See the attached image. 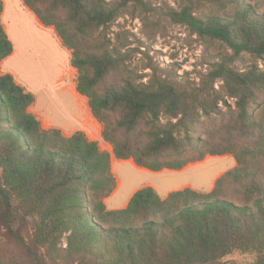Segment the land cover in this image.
<instances>
[{"label":"trees","instance_id":"trees-1","mask_svg":"<svg viewBox=\"0 0 264 264\" xmlns=\"http://www.w3.org/2000/svg\"><path fill=\"white\" fill-rule=\"evenodd\" d=\"M22 1L71 52L77 92L88 100L117 160L154 173L181 172L208 156H232L237 167L208 194L187 188L162 199L147 187L126 208L108 210L117 183L111 154L82 132L67 137L44 129L30 112L35 96L2 72L14 45L1 22L0 0V239L23 247L36 264L45 260L42 250L54 263L64 240L78 264H226L236 253L264 264V71L240 72L224 57L206 83L222 82L225 97L188 94L160 81L108 84L122 60L96 35L121 9L144 0H119L110 9L103 0ZM208 2L225 17L200 19L189 8L170 17L222 43L233 58L264 59V0ZM163 118L170 123L162 125ZM204 118L222 123L213 133L198 130ZM28 224L29 244L21 236ZM0 264L23 263L0 257Z\"/></svg>","mask_w":264,"mask_h":264},{"label":"rangeland","instance_id":"rangeland-1","mask_svg":"<svg viewBox=\"0 0 264 264\" xmlns=\"http://www.w3.org/2000/svg\"><path fill=\"white\" fill-rule=\"evenodd\" d=\"M3 1L6 4L3 22L8 26L18 51L4 62L2 72L12 75L20 86L32 93L58 125L75 126L74 116H78L76 103L68 92L74 90L77 93L78 72L71 66V52L64 48L54 28H41L24 12L22 0ZM103 1L108 9L115 8L119 3V0ZM185 8H189L191 14L200 19L225 17L213 9L208 0H144L143 6L130 5L121 9L115 21L96 35L97 43L108 54L122 60L123 67L109 79L108 84L127 81L142 86L160 81L188 94L211 93L216 97H225L226 90L222 82L206 83L209 73L224 57L232 58V67L240 72L255 66L264 71V59L258 60L245 54L233 58L232 51L222 43L200 38L187 26L175 23L170 15L173 12L180 13ZM64 87L67 92L63 90ZM229 104L234 108L233 101H229ZM220 107L226 113L222 104ZM92 122L94 125H90L85 135L97 140L100 149L111 154L112 173L117 182L113 196L118 192L119 180L123 183L119 194L106 200L110 211L126 208L127 203L123 204L137 190L147 187H152L162 199L187 188L208 194L219 178L237 167L232 156H208L203 162L189 165L181 172H139L132 167L136 166L132 160L120 161L115 158L112 146L102 139L103 126L96 119ZM168 123L169 119L163 118L161 121L164 126ZM221 123L220 118H204L198 130L213 133ZM32 233L30 224L21 231L22 238L28 244ZM67 248L64 240L54 257V263L42 250L39 256L45 260L40 264L80 263V258L70 255ZM0 257L23 264H36L29 261L23 247L5 238L0 239ZM224 262L254 264L255 257L236 253Z\"/></svg>","mask_w":264,"mask_h":264},{"label":"crops","instance_id":"crops-1","mask_svg":"<svg viewBox=\"0 0 264 264\" xmlns=\"http://www.w3.org/2000/svg\"><path fill=\"white\" fill-rule=\"evenodd\" d=\"M21 4L25 8L24 12L26 14H28L31 18H33L36 21V23L41 28H47L44 25H42V23L39 21L37 16L29 8H27L23 2H21ZM3 6H4V11H3V14H2L1 22H2V25L4 27V30L6 31L7 35L9 36V39L11 40V42L14 45V53L11 56V57H13L18 50H17V46H16L15 40H13L11 38V36H10V34L8 32V26L3 22L5 14H6V4H5L4 1H3ZM16 12H18L17 9H16ZM67 52H69V51H67ZM3 64H2V67H3ZM4 74H8V73H4ZM63 90L66 91L67 89L64 87ZM68 93L72 97L73 101H75V103H76V109H77L78 116H74V119H75L74 121H75V124H76L75 126H67V125H62V124L58 125L57 121H55L54 118H52L49 114H47L45 109H43L41 107V105H39V102L37 101V99H36V103L34 104V106H32L30 108V112L39 119V121L41 122L43 128L46 129V130H53V129L60 130L67 137H71V136H73L74 134H76L78 132H82V133L86 134L87 130L90 129V125H92V123H93L92 120H95L94 116H93V114L91 112L88 100L86 98H84V97H83L84 100L82 98H80L81 95L79 96L77 94L78 92L76 93V91H74V90L73 91H69ZM93 125H94V123H93ZM90 140L94 141V142H97V140H92V139H90ZM134 167H136V166H134ZM144 172L149 173L147 170L146 171L144 170ZM138 191L139 190H137L135 193H137ZM135 193L131 196V198L135 195ZM111 198H113V195L111 196ZM131 198H130V200H131ZM129 201L125 202L123 205H125L127 203L126 204V207H127Z\"/></svg>","mask_w":264,"mask_h":264},{"label":"bare ground","instance_id":"bare-ground-1","mask_svg":"<svg viewBox=\"0 0 264 264\" xmlns=\"http://www.w3.org/2000/svg\"><path fill=\"white\" fill-rule=\"evenodd\" d=\"M121 165H124V163H122ZM132 165H133V164H132ZM132 167H133L135 170H137V171L139 170V172H143V173H144V171L138 169L137 167H134V165H133ZM116 173L118 174V171H117ZM122 186H123V183H122L121 180H119L118 192H117V194H116L115 196H117V195L119 194V192H120L121 189H122ZM115 196H113V198H114Z\"/></svg>","mask_w":264,"mask_h":264}]
</instances>
